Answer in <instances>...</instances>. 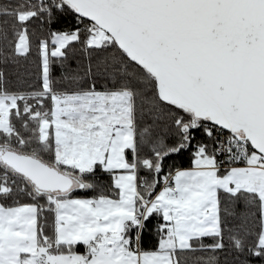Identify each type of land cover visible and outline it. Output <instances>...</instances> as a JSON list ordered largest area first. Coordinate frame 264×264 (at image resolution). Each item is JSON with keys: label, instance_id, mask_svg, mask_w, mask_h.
I'll list each match as a JSON object with an SVG mask.
<instances>
[{"label": "trees", "instance_id": "16d2710c", "mask_svg": "<svg viewBox=\"0 0 264 264\" xmlns=\"http://www.w3.org/2000/svg\"><path fill=\"white\" fill-rule=\"evenodd\" d=\"M22 14L29 17L22 20ZM24 31L28 51L21 54L17 43ZM96 31L61 0H0V97L14 100L8 129L0 127V145L52 160L54 143L51 147L40 142L37 130L41 121L32 115L42 113L51 118L56 95L128 91L133 98L135 150L128 151L127 158L135 164L138 177L145 178L138 192L150 201L176 172L193 168L198 157H213L216 162L215 127L162 102L154 79L132 63L110 37L99 46L90 45ZM74 34L76 39L67 43L61 54L49 56L46 88L42 44L52 47L54 36ZM72 173L80 174L84 188L73 192L71 198H118L115 173L101 164L84 175L72 169L66 172ZM0 202L6 208H39L41 244L51 245L58 252L90 253V246L82 243L56 248L54 204L48 195L37 192L29 181L1 164ZM138 204L137 218L142 220L143 206L140 201ZM218 212L219 231L174 250L176 264H264L263 211L258 194L220 190ZM143 220L140 251L157 252L165 236L162 211L152 208ZM124 236H128L127 229Z\"/></svg>", "mask_w": 264, "mask_h": 264}, {"label": "water", "instance_id": "95a60500", "mask_svg": "<svg viewBox=\"0 0 264 264\" xmlns=\"http://www.w3.org/2000/svg\"><path fill=\"white\" fill-rule=\"evenodd\" d=\"M61 1L144 69L162 102L264 158V0ZM0 163L52 202L74 192L73 176L34 155L0 150Z\"/></svg>", "mask_w": 264, "mask_h": 264}, {"label": "rangeland", "instance_id": "374dc122", "mask_svg": "<svg viewBox=\"0 0 264 264\" xmlns=\"http://www.w3.org/2000/svg\"><path fill=\"white\" fill-rule=\"evenodd\" d=\"M28 17V14L20 16L22 20H26ZM108 37L106 33L97 29L96 34L90 40V45L99 46ZM75 39V34L56 35L51 42L55 46L49 47L46 42L42 44L43 77L46 88L49 85V56L61 54L64 46ZM17 51L21 54L28 51V38L25 31L17 43ZM108 93L67 94L55 98V102H57L55 109L60 112L59 118L56 119L58 120L56 121L57 128L64 142L62 151L68 152L64 155L66 156L63 163L65 167L56 163V149L51 144L54 136L52 127L56 112L54 111L55 113L51 118H45L42 113L31 116L41 121V126L37 130L40 142L53 148L52 160L37 157L61 173H69L72 168L66 166L76 162L81 168L78 172L82 175L85 174L83 172L93 171L98 162L104 166V169L114 168L122 171L117 177H114L115 185L119 188L118 198H71L72 192L67 196L70 198L58 197L54 204L56 234L54 244L56 248L83 243L90 246V253L86 255L58 252L51 245L41 244L37 226L39 208L34 205L6 208L0 202V264L138 263L140 255L129 251V238L124 236L126 229L128 235H135L140 233L143 227V218L142 220L137 217L131 219L134 214L135 187L139 190L141 186L137 185L138 175L133 172L132 165L135 166V164H130L126 159V152L133 149L135 143L133 101L132 118L130 119V104L126 96ZM13 101V97H0V127H5L6 130L8 129V115L14 106ZM0 150H14L22 153L17 149L2 145H0ZM106 159L108 165H105ZM65 163L70 164L66 165ZM214 163L215 160L212 157H198L195 160L196 165L209 166L211 169L207 171L208 174L204 177L206 186L200 189L199 196H196L195 193L194 197L188 198L189 212H193L192 216L196 218L198 215L195 212L201 213L200 211L204 206L209 205L207 206L210 210L209 217L214 219V215L216 216L217 213V196L212 190L213 187H219L229 192H235L238 189L254 191L262 200L263 232L261 245L264 246V158L253 152L249 169L228 173H218L212 169L215 166ZM1 166L7 170L3 164ZM71 176L74 177L72 186L74 192L83 189L80 188L81 186L79 187V185L84 186L80 174L72 173ZM76 187L79 188L75 189ZM191 197L193 199L190 201ZM147 202L149 201L140 202V205L145 207ZM198 220L202 221V219ZM190 221L191 219L188 220V222ZM193 229L191 227L189 230ZM106 239L109 243L112 242L114 246L110 252L107 251L106 254L101 252L98 255L96 246H100V243H104ZM168 241L167 244L169 245L176 242L174 238ZM46 242L47 240H45Z\"/></svg>", "mask_w": 264, "mask_h": 264}, {"label": "crops", "instance_id": "0c3cea01", "mask_svg": "<svg viewBox=\"0 0 264 264\" xmlns=\"http://www.w3.org/2000/svg\"><path fill=\"white\" fill-rule=\"evenodd\" d=\"M83 94V93H82ZM85 94V93H84ZM86 94H95V92H86ZM109 94V93H107ZM110 94L120 95V96H126L128 99V103L130 104V119L132 118V95L128 91L123 92H111ZM59 95H56L55 98H57ZM124 99L123 97H121ZM55 117H54V125L52 127L53 131V142L56 149V163L59 165H63L64 163V156L65 154H68L67 151L65 153L62 151V146H64L63 139L60 137V131L57 128V122L60 115V112L55 109ZM132 122V121H130ZM134 132V131H133ZM135 138V136H134ZM135 140V139H134ZM135 150V143L133 149H130L128 151ZM127 151V152H128ZM127 152H126V159L127 162H129L127 158ZM207 158V157H202ZM213 158V157H212ZM215 160V159H214ZM257 160V159H256ZM259 161V160H258ZM130 163V162H129ZM66 164V163H65ZM70 163H67L68 165ZM101 164L100 162L96 163ZM131 164V163H130ZM102 165V164H101ZM105 165H108L107 159L105 161ZM215 165V163H214ZM65 167V165H63ZM62 166V167H63ZM103 166V165H102ZM258 166V165H257ZM68 168H72L74 170L80 171V166L76 162L74 164L66 166ZM78 167V168H77ZM104 167V166H103ZM133 172L136 174L135 166H133ZM107 171H112L115 173L114 177H117L121 170H117L114 168H105ZM211 168L209 166L205 165H196L194 164L193 168L190 169H184L176 172L171 178L170 183L171 185L175 186L177 188V192H172L170 187L167 185L163 187L156 196L150 200L151 206L148 209V211L145 213V218L148 215V213L152 210V208H156L162 211V214L164 216V219L166 221L165 226V236L162 238L160 242L159 251L153 252V253H141L140 258L138 260L137 264H176L175 256H174V250L178 248H184L188 247L192 241V239L197 237H202L206 235L215 234L219 231V221H218V193L220 190L219 187H213L212 190L215 192L217 196L216 201V209L217 213L216 216L214 215V219L212 220V217H209V205H205L204 208L200 211L195 212L196 215H198L196 218H194L192 215L193 212H189V204H188V198L190 196L195 195L199 196L198 194L201 193L200 189L203 188L205 185V175L208 174L207 171H209ZM212 169H215V166L212 167ZM244 168H237L233 169L231 171H237V170H243ZM230 172V171H229ZM85 174H88L86 172H83ZM228 173V172H227ZM81 186V187H80ZM80 188H84L82 185H79ZM79 187H76L75 189H78ZM118 188V187H117ZM119 189V188H118ZM238 189L237 191H239ZM235 191V192H237ZM234 192V191H233ZM177 195V198H176ZM65 198V197H64ZM70 198V197H67ZM193 198H190V201ZM57 200V199H56ZM51 201V200H50ZM139 201L143 202L145 199L140 195L138 192V189L135 187V200L133 201L134 205V214L131 219H134L138 216L139 212ZM52 202V201H51ZM56 202V201H55ZM55 202H52L55 204ZM191 218H188V217ZM188 222V220H190ZM198 219H202V221H199ZM191 227H193V230H189ZM126 237V236H125ZM176 241L173 245L167 244L169 239H173ZM181 239V240H180ZM180 240V242H178ZM94 241V240H93ZM83 244V243H82ZM182 245V246H180ZM114 244L112 242L109 243L108 239L105 240L104 243H100V246H96V252H98V255L101 254V252L107 253V251H111ZM91 251V250H90ZM87 255V254H86Z\"/></svg>", "mask_w": 264, "mask_h": 264}, {"label": "built area", "instance_id": "2783aa9c", "mask_svg": "<svg viewBox=\"0 0 264 264\" xmlns=\"http://www.w3.org/2000/svg\"><path fill=\"white\" fill-rule=\"evenodd\" d=\"M55 104V103H54ZM215 152L216 165L215 169L219 172H229L237 168H250L251 155L253 153L249 141L241 135H235L225 131L222 128L215 127ZM169 182V181H168ZM144 177H138L137 185L143 186ZM168 183L165 184V186ZM172 192H177L173 185L169 186ZM177 198V195H176ZM151 203L145 204L144 213L148 210ZM143 213V214H144ZM140 233L129 236V251L133 254H140Z\"/></svg>", "mask_w": 264, "mask_h": 264}]
</instances>
